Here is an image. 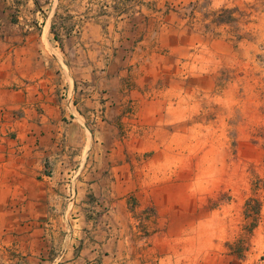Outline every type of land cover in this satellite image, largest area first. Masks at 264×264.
<instances>
[{
    "label": "crops",
    "instance_id": "crops-1",
    "mask_svg": "<svg viewBox=\"0 0 264 264\" xmlns=\"http://www.w3.org/2000/svg\"><path fill=\"white\" fill-rule=\"evenodd\" d=\"M31 3V14L0 34V264H145L193 226L196 198L182 191L191 177L181 179L193 166L163 155L178 151L176 135L197 131L191 121L184 133L175 129L199 112L197 98L147 95L141 72L153 62L137 58V47L115 49L136 39L138 22L82 13L68 27L57 15L61 0ZM69 53L95 59L71 63ZM124 69L131 83L111 102L77 97L74 72ZM69 182L77 186L72 201ZM97 197L110 206L101 228L85 209ZM150 206L143 237L134 212Z\"/></svg>",
    "mask_w": 264,
    "mask_h": 264
},
{
    "label": "rangeland",
    "instance_id": "rangeland-1",
    "mask_svg": "<svg viewBox=\"0 0 264 264\" xmlns=\"http://www.w3.org/2000/svg\"><path fill=\"white\" fill-rule=\"evenodd\" d=\"M33 9L31 0H0V34L13 32L12 25ZM58 10L68 27L72 16L82 13L86 19L120 16L138 22L136 39L116 41L115 49L137 47V58L148 56L153 62L141 72L147 95L162 90L183 103L197 98L199 112L175 126L184 133L191 121L197 131L176 135L178 151L163 155L193 166L191 175L185 168L181 178L188 182L191 177V185L182 191L191 190L196 198L193 226L160 244L144 263L264 264V0H61ZM221 17L224 21L218 22ZM79 55L69 53L68 59H95ZM74 74L78 98L96 95L111 102L131 83L126 69ZM68 101H74L72 91ZM159 138L168 137L160 133ZM76 187L66 185L71 201L77 198ZM128 202L133 210L134 197ZM85 203L87 217L103 227L107 201L97 197ZM153 212L151 206L134 212L140 219L139 235L151 234L143 225Z\"/></svg>",
    "mask_w": 264,
    "mask_h": 264
},
{
    "label": "trees",
    "instance_id": "trees-1",
    "mask_svg": "<svg viewBox=\"0 0 264 264\" xmlns=\"http://www.w3.org/2000/svg\"><path fill=\"white\" fill-rule=\"evenodd\" d=\"M224 10H225V9H221V12H223ZM217 21H218V22H223L224 19H222V17H221V18H217ZM247 204H248V202L246 201L244 205L246 206Z\"/></svg>",
    "mask_w": 264,
    "mask_h": 264
},
{
    "label": "built area",
    "instance_id": "built-area-1",
    "mask_svg": "<svg viewBox=\"0 0 264 264\" xmlns=\"http://www.w3.org/2000/svg\"><path fill=\"white\" fill-rule=\"evenodd\" d=\"M63 96L66 97L68 95L67 91H62Z\"/></svg>",
    "mask_w": 264,
    "mask_h": 264
},
{
    "label": "water",
    "instance_id": "water-1",
    "mask_svg": "<svg viewBox=\"0 0 264 264\" xmlns=\"http://www.w3.org/2000/svg\"><path fill=\"white\" fill-rule=\"evenodd\" d=\"M55 264V263H54Z\"/></svg>",
    "mask_w": 264,
    "mask_h": 264
}]
</instances>
